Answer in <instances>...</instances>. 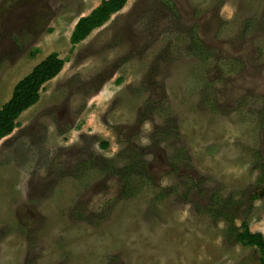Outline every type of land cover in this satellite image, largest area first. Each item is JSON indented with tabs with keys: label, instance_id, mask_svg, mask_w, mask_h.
<instances>
[{
	"label": "rangeland",
	"instance_id": "374dc122",
	"mask_svg": "<svg viewBox=\"0 0 264 264\" xmlns=\"http://www.w3.org/2000/svg\"><path fill=\"white\" fill-rule=\"evenodd\" d=\"M100 2L0 0V108L64 61L0 141V264H259L264 0H128L71 45Z\"/></svg>",
	"mask_w": 264,
	"mask_h": 264
},
{
	"label": "trees",
	"instance_id": "16d2710c",
	"mask_svg": "<svg viewBox=\"0 0 264 264\" xmlns=\"http://www.w3.org/2000/svg\"><path fill=\"white\" fill-rule=\"evenodd\" d=\"M128 0H101L87 16L77 20L69 42L77 45L91 32L102 27L109 18L123 9ZM64 61L56 53H50L39 62L12 89L11 97L0 108V141L8 137L16 127L19 116L34 106L40 99L44 85L54 79L62 70ZM103 149L108 147L102 144ZM135 167V171H136ZM233 239L243 247L255 248L259 253V264H264V237L250 232L245 223L241 228H232Z\"/></svg>",
	"mask_w": 264,
	"mask_h": 264
}]
</instances>
